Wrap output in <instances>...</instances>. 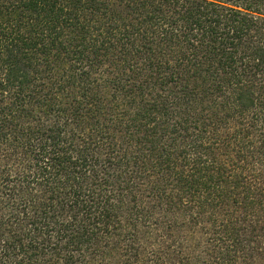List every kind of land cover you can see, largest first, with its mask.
Segmentation results:
<instances>
[{"label": "trees", "instance_id": "16d2710c", "mask_svg": "<svg viewBox=\"0 0 264 264\" xmlns=\"http://www.w3.org/2000/svg\"><path fill=\"white\" fill-rule=\"evenodd\" d=\"M0 264H264V0H0Z\"/></svg>", "mask_w": 264, "mask_h": 264}]
</instances>
